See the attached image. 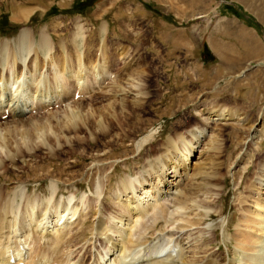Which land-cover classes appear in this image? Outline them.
<instances>
[{
  "label": "bare ground",
  "instance_id": "6f19581e",
  "mask_svg": "<svg viewBox=\"0 0 264 264\" xmlns=\"http://www.w3.org/2000/svg\"><path fill=\"white\" fill-rule=\"evenodd\" d=\"M33 10L17 6L11 18L18 20L23 15L27 19ZM63 29L54 23L53 37L47 26L37 35L23 26L15 39L0 41V120L5 110L12 117L10 123H0V264H197L217 260L208 247L215 233L207 235L198 226L204 223L203 216L213 215V202L225 187L218 185L212 162L193 158L198 151L214 148L217 141L207 121L239 124L243 117L232 108L215 107L204 124L176 133L175 138L168 136L162 153L141 161L161 135L160 131L155 135L154 127L138 140L133 135L131 107L143 106L147 96L141 78L144 69L130 68L133 60L125 52H117L118 57L106 52L107 22L98 28L100 44L93 55L89 50L94 36L88 39L79 19L62 38ZM220 60L226 66L231 63L222 52ZM117 63H123L125 72H112L111 66ZM94 99L104 104L95 106ZM56 104L61 107L48 109ZM33 109L46 112L26 116ZM258 133L252 136L253 144ZM206 139V147L205 143L200 147ZM75 145L83 148L76 152ZM41 147L46 149L45 156L40 154ZM131 154L142 168L136 173L129 169L114 182L118 162L128 163ZM25 158L31 163L17 165L16 161ZM243 159L238 154L236 164ZM86 160H90L87 170ZM78 177L89 182L91 198H76V190L65 196L67 186L81 187ZM46 179L48 194L34 195L39 186L32 184L43 185ZM263 181L264 159L251 187L253 193L239 208L233 250L240 255L237 264H264V196L259 194ZM105 198L112 202L106 217L102 216ZM169 225L175 230L165 232ZM156 232L163 239L166 236V241L150 245ZM177 233L184 237L173 242ZM99 247L100 252L93 251Z\"/></svg>",
  "mask_w": 264,
  "mask_h": 264
},
{
  "label": "rangeland",
  "instance_id": "374dc122",
  "mask_svg": "<svg viewBox=\"0 0 264 264\" xmlns=\"http://www.w3.org/2000/svg\"><path fill=\"white\" fill-rule=\"evenodd\" d=\"M111 2L114 0H0V41L15 39L23 26L32 28L37 35L41 27L47 26L49 31L52 30L54 23L64 26L59 33L63 38L71 32L73 23L79 19L88 39L90 35L94 36L93 46L90 48L92 50H89L93 55L96 54V45L100 44L98 28L103 22H107L109 31L104 42L106 52L114 55L113 57H118L119 51L125 52L133 60L130 68L141 66L145 71L141 78L147 96L143 106H132L130 111V123L135 124V140L153 127L156 136L161 132L155 139V147L150 148L149 152L145 151L141 161L151 160L154 155L162 153L168 136L175 138L176 133L204 124L213 108L222 106L236 110L243 117L239 124L233 121L225 124L207 121V129L217 134V141L214 148L196 152L193 159L212 162V167H216L218 185L225 187L221 192L222 196L219 195L213 202L216 209L211 212L213 215L203 216L204 223L198 226L200 230H206L207 235L215 233V239L208 247L215 253L217 260L204 259L205 261L197 264H237L240 255L233 250L240 217L239 208L246 205L241 203L242 200L253 193L251 187L264 159V0ZM20 5L31 6L34 10L27 19L22 15L21 18L18 16V20H12L13 10ZM50 33L55 36L53 31ZM218 43L225 49L219 48ZM220 52L231 59L229 67L220 60ZM96 57L95 55L94 58ZM110 69L113 73L118 69L125 72L123 63L112 65ZM93 103L95 106L104 104L99 100ZM52 106L48 107L50 111L61 107L58 104ZM29 111L26 116H38L46 112L35 109ZM2 114L0 123L12 121L6 110ZM255 132H260V135L253 144L252 136ZM83 134L85 133L82 132L81 135ZM206 144L207 139L200 143V147H206ZM73 148L78 152L83 147L75 145ZM40 149L41 156H45V147ZM238 154L243 155L244 159L236 164ZM130 157L128 163L118 162L117 171L113 173L114 182L125 176L127 170L131 169L136 173L142 168V164L133 159L135 154ZM29 160L30 158H25L16 162L21 166L26 162L31 163ZM89 163L90 160L85 161L86 167ZM8 166L11 167V164ZM11 170L17 172V169ZM76 180L82 182L81 187L76 189L71 185L67 186L65 196L69 195V191L76 190V198L79 199L82 195L87 199L91 198L89 182L81 177ZM48 183L49 180L46 179L43 185L39 182L32 184L39 186L32 193L48 194ZM260 190L259 194L264 196V185H261ZM103 201L102 216L106 217L108 206L112 202L107 198ZM171 227L165 226V232L175 230ZM160 236L161 233L156 232L153 238H149L150 245L164 243L166 236L165 239ZM182 237L184 236L177 233L172 240L176 242ZM94 250L100 252L101 247ZM168 250L169 247L160 255L164 257ZM177 264L183 263L180 261Z\"/></svg>",
  "mask_w": 264,
  "mask_h": 264
}]
</instances>
